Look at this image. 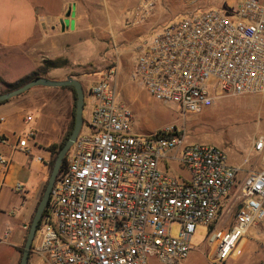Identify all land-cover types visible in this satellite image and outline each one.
I'll return each mask as SVG.
<instances>
[{
  "label": "built area",
  "instance_id": "2783aa9c",
  "mask_svg": "<svg viewBox=\"0 0 264 264\" xmlns=\"http://www.w3.org/2000/svg\"><path fill=\"white\" fill-rule=\"evenodd\" d=\"M177 1L194 8L204 0ZM160 2L139 0L129 24L147 23ZM195 12L146 42L134 80L184 112L264 93V0H239L227 14ZM117 77L112 63L85 92L89 118L55 181L31 256L36 264H176L188 258L202 225L213 261L225 263L264 222V135L254 141L262 169L241 177L224 150L189 143L175 127L135 132ZM27 142L18 146L27 149ZM7 165L0 154V167ZM175 167L188 174L175 176Z\"/></svg>",
  "mask_w": 264,
  "mask_h": 264
},
{
  "label": "crops",
  "instance_id": "0c3cea01",
  "mask_svg": "<svg viewBox=\"0 0 264 264\" xmlns=\"http://www.w3.org/2000/svg\"><path fill=\"white\" fill-rule=\"evenodd\" d=\"M138 3L139 0H0V95L31 81L45 61L57 62L59 66L47 68L46 73L38 77L58 81L72 77L82 83L84 92V84H88V89L98 82L110 64H115L119 72V61H125L119 45L134 36L128 31L139 27L129 24ZM70 7L75 15L67 17ZM183 10L177 0H161L143 30L166 22ZM76 15L79 18L76 19ZM62 20H68L64 30ZM112 45L116 55L110 51ZM94 47L112 56L106 64L100 63L102 76L91 85ZM141 50L142 47H138V53ZM19 59L31 62L32 68L24 75L11 78L10 66ZM135 66L136 60L129 71H135ZM35 88L38 87L0 103V137L4 138L0 142V154L8 159L7 167H0V264H19L30 225L50 177L51 147L63 142L73 120L75 99L71 89L57 87L54 91L56 87H49L53 93L41 100ZM132 101L136 102V98ZM258 127L264 128V121L258 122ZM24 138L28 140L27 149L18 146L19 139ZM254 141L249 156L231 164L241 170V177L259 171L256 167H247L252 155L262 169L261 157L254 151ZM173 170L180 175L188 174L180 167ZM248 245L251 240L245 236L235 259ZM257 248L264 251V244L258 242ZM261 256L255 252L253 264H264ZM28 264H36L31 254Z\"/></svg>",
  "mask_w": 264,
  "mask_h": 264
},
{
  "label": "rangeland",
  "instance_id": "374dc122",
  "mask_svg": "<svg viewBox=\"0 0 264 264\" xmlns=\"http://www.w3.org/2000/svg\"><path fill=\"white\" fill-rule=\"evenodd\" d=\"M239 0H204L197 7L190 8L183 6V11L171 17L166 22L151 27L144 31L145 26H137L134 31L128 33L134 34L131 40L125 41L120 46L125 61L119 62V78L117 79V90L119 91L120 99L127 104L133 111V130L139 134L147 135L156 133L168 127H175L179 131L185 132L186 141L197 144H212L216 145L225 151L230 164H234L236 160H244L249 156V150L252 142L257 135H264V128L258 127V122L264 121V93L243 95L239 97H228L219 100L214 106L205 108L201 112H184L180 107L174 104H165L154 99L142 86L132 77L133 71L130 70L138 56V47H144L152 36L159 30L169 26L170 24L179 22L188 17L190 13L195 12L200 15L203 10H221L227 14L228 10L233 9ZM204 8V9H203ZM75 15V14H74ZM73 15V16H74ZM79 18L76 15V19ZM138 32V33H137ZM112 43H110L111 46ZM110 51L116 55L115 47L112 45ZM94 69L89 78L91 85L94 81L102 76V71L99 70L100 63L106 64L110 61L111 53L106 55L94 47L93 50ZM127 60V63H126ZM10 66V77L24 75L32 68L31 62L25 59H19ZM127 67V71L124 68ZM47 66L39 71L38 75L45 74ZM88 84H84L87 90ZM1 87V83H0ZM35 91H39L41 100H46L53 92L49 87H38ZM39 89V90H38ZM57 91L58 88H53ZM41 90V91H40ZM48 90V91H47ZM34 91V90H32ZM136 98V102H133ZM90 99L86 96L83 118L86 121L90 113ZM225 144H216L219 142ZM258 159L252 155L250 163L247 167H256L258 170ZM255 171V170H254ZM175 176L180 173L173 170ZM179 225L172 227L173 236H178ZM264 222L257 227L250 228L246 234L251 240V245H248L242 254L235 259L229 258L225 263L213 261L214 249L209 243V229L206 226H198L195 235L192 238V250L187 259L176 264H253L252 257L255 252H258L264 260V251L257 248V243L264 244ZM150 264H161L157 258H151Z\"/></svg>",
  "mask_w": 264,
  "mask_h": 264
},
{
  "label": "water",
  "instance_id": "95a60500",
  "mask_svg": "<svg viewBox=\"0 0 264 264\" xmlns=\"http://www.w3.org/2000/svg\"><path fill=\"white\" fill-rule=\"evenodd\" d=\"M72 7L69 8V11L67 13V17L74 15V13L72 12ZM67 22L66 21H61V26L62 29L64 30L65 27L67 26ZM74 26V24H72ZM74 87L77 93V102H76V115H75V124H74V128L71 132V135L69 136L67 142L64 144V146L60 149L57 158L55 160L53 169L51 171L50 177L48 179V183L46 186V189L43 193V197L37 207L36 213L34 215V218L32 220V223L30 225L29 228V232L26 238V242L24 245V249H23V253L20 259L19 264H28L29 263V259H30V254H31V249H32V244L33 241L35 239L37 230L39 228V225L41 223V220L43 218V215L45 213V210L48 206L49 203V199H50V195L52 192V189L54 187L55 181L62 169V166L65 162V158L67 156V153L69 152V150L71 149V147L74 145V143L77 140V137L79 136L83 124H84V118H83V111L85 108V92L83 89V85L80 81H78L75 78L72 77H68L66 80L64 81H58V80H50L48 78L45 77H36L34 79H32L31 81L27 82L26 84H24L23 86L19 87L16 90H13L9 93H5L0 95V103H3L7 100H10L11 98H14L16 96H19L25 92H27L28 90H30L31 88L34 87Z\"/></svg>",
  "mask_w": 264,
  "mask_h": 264
},
{
  "label": "trees",
  "instance_id": "16d2710c",
  "mask_svg": "<svg viewBox=\"0 0 264 264\" xmlns=\"http://www.w3.org/2000/svg\"><path fill=\"white\" fill-rule=\"evenodd\" d=\"M44 65L47 66V68H51V67H58V66H59V63H57V62L45 61V62H44ZM36 77H38V75H35L34 77H32L31 80L34 79V78H36ZM67 88L71 89V90L74 92L75 103H74V109H73V120H72V124H71L70 130H69V132L67 133V135H66L65 139L63 140V142H62L59 146L54 145V146L51 147V151H52L53 159H52V162H51L50 171H52L53 166H54V163H55V160H56V158H57V155H58L60 149H61V148L64 146V144L67 142V140H68L69 136L71 135V132H72V130H73V128H74V124H75L77 93H76V90H75L74 87H67ZM84 122H85V120H84ZM50 174H51V173H50ZM47 183H48V182H47ZM47 183H46V185H45L44 191H45V189H46ZM42 197H43V196H42ZM22 253H23V250H22ZM21 256H22V255H21Z\"/></svg>",
  "mask_w": 264,
  "mask_h": 264
},
{
  "label": "bare ground",
  "instance_id": "6f19581e",
  "mask_svg": "<svg viewBox=\"0 0 264 264\" xmlns=\"http://www.w3.org/2000/svg\"><path fill=\"white\" fill-rule=\"evenodd\" d=\"M238 249H239V246H238ZM238 249H237V251H238Z\"/></svg>",
  "mask_w": 264,
  "mask_h": 264
}]
</instances>
